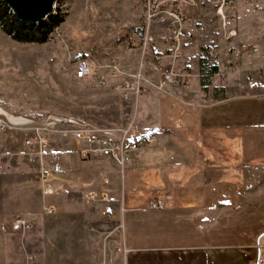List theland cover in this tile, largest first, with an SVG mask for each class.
Segmentation results:
<instances>
[{"label": "rangeland", "instance_id": "374dc122", "mask_svg": "<svg viewBox=\"0 0 264 264\" xmlns=\"http://www.w3.org/2000/svg\"><path fill=\"white\" fill-rule=\"evenodd\" d=\"M141 1L55 0L53 12H60L62 20L42 42L18 41L0 27V118L9 122L0 130V264H24L21 241L36 264H126L122 221L111 219V212L104 215V202L87 200L84 193L94 189L109 194L105 187L120 179L116 195L121 203V179L130 157L123 164L111 155L82 157L80 150L92 144L61 136L58 127L63 124L56 121L55 130L44 123L49 114L61 120L75 118L101 129L97 133L106 137L143 138L139 148L156 140L155 134L142 133L145 125L138 110L140 97L151 89L186 99L197 94L205 103L229 96H264V0H192L194 4L182 5L191 38L179 59L192 64L187 85L164 80L172 58H158L152 49L166 48L159 34H168L169 27L146 22ZM44 21L47 16L40 22ZM224 29L234 33L224 36ZM144 32L153 39H145ZM207 46L217 61L203 54ZM87 57L125 76L117 74L101 85L93 68L92 79L77 77V61ZM134 73L140 77L130 88ZM139 78L142 85L137 90ZM123 81L126 85H118ZM26 117L33 121L26 122ZM35 126L47 127L39 131L52 140L56 159L25 144ZM150 136V141L144 139ZM101 158L110 164H97ZM43 162L51 183L48 193L40 177ZM43 204L52 211L43 212ZM30 212L36 216L34 227L24 233L11 229L15 215ZM257 245L255 264H264V248Z\"/></svg>", "mask_w": 264, "mask_h": 264}, {"label": "crops", "instance_id": "0c3cea01", "mask_svg": "<svg viewBox=\"0 0 264 264\" xmlns=\"http://www.w3.org/2000/svg\"><path fill=\"white\" fill-rule=\"evenodd\" d=\"M138 110L142 133L156 140L131 152L121 203L120 179L105 187L126 264H255L256 243L264 248V96L205 103L151 89Z\"/></svg>", "mask_w": 264, "mask_h": 264}, {"label": "built area", "instance_id": "2783aa9c", "mask_svg": "<svg viewBox=\"0 0 264 264\" xmlns=\"http://www.w3.org/2000/svg\"><path fill=\"white\" fill-rule=\"evenodd\" d=\"M192 0H142L141 5L144 9V19L146 22H163L166 25H168V34L167 33H160L159 38L164 41L166 39V48H156L152 49V53L158 54L157 57L162 59L164 56H171L172 61L169 62V64L166 66L165 71L163 72L164 80H167L171 82L172 84L177 85H187L188 84V78L191 75L190 68L192 66L190 61H179L182 57L183 51V44L185 42H188L190 38L189 31L186 28V22H187V11L182 7V5H190L192 4ZM194 4V3H193ZM231 35L234 33L232 29H224L223 34L224 36ZM144 38L145 39H153V37L146 36L145 32ZM142 34V36H143ZM229 37V36H228ZM181 50V51H180ZM165 52V53H164ZM203 54L208 57H213L215 61H217V57H215V52L210 46H207L203 49ZM167 53V54H166ZM90 58L87 57V60L80 59L77 61V68H76V76L88 79L91 73L93 72V68H95V71L97 72V81L99 84L104 85L108 82V78L112 76H116L117 74H120L119 76H125V73L123 71H117L115 72V67L113 70L107 64L99 63L97 61H91ZM110 65V64H108ZM104 68L107 70V72L104 70ZM103 71H102V70ZM140 77L139 74H133L132 80L130 84V88H132V84L134 81ZM125 78V77H124ZM92 79V78H91ZM126 81L119 82L118 85H126ZM136 89L138 90L141 87L142 81H140V78L137 80ZM155 84L159 87L163 86L161 82L157 81ZM128 88L129 94L131 92V89ZM16 116H14L13 119H16ZM26 122L33 121L32 118L26 117ZM56 121L60 124H63L62 126L58 127L61 128L62 134L61 136H67L74 137L75 139L78 138H84L86 141H89L92 145L85 147L80 150V154L82 157L88 156V155H98V154H105V155H111L114 158L118 160L119 163L123 164L125 161H128L130 157V152L138 147L139 144L143 142V138H136L133 141H124V138L122 136L121 139H114L109 137H106L100 133H97V131H100L101 129L95 130L94 128L87 126L83 122L78 121L75 118H50V114L46 117V120L44 123L51 126L55 130H59L56 127ZM62 121V122H61ZM9 124V122L4 121L0 118V130L6 127ZM41 128H47V127H39L35 126L33 127V132L27 136L24 139V142L27 146L33 145L37 148L36 152L39 154L48 153L53 159L57 158V155L55 152L52 151V146L49 144V142H52L51 139H49L47 133H43V131H39ZM51 134V133H50ZM67 134V135H65ZM145 140L148 139L150 141L152 139V136L145 137ZM79 140V139H78ZM35 142V145H34ZM32 157V156H31ZM40 177L43 180V189L44 192L48 193L51 192V186L50 181L47 179L48 170L46 168V165L44 162L40 164ZM84 196L87 200H94L99 202H106L108 200V195L106 192L96 191V190H89L84 193ZM164 203L161 202H152L151 207L159 208L163 206ZM53 208L50 206L43 204L42 205V211L43 212H51ZM111 211L109 210H103L102 213L104 215L110 216ZM37 224L36 216L35 214H17L13 217V219L10 222V227L14 231H20L21 233H24L28 229L34 227ZM23 253L25 254V262L24 264H36L35 262V256L32 253H28L27 251V244L21 241ZM33 261V262H32Z\"/></svg>", "mask_w": 264, "mask_h": 264}, {"label": "trees", "instance_id": "16d2710c", "mask_svg": "<svg viewBox=\"0 0 264 264\" xmlns=\"http://www.w3.org/2000/svg\"><path fill=\"white\" fill-rule=\"evenodd\" d=\"M62 20L60 12H52L47 15V21L31 23L18 19L9 10L3 0H0V27L12 38L18 41H45L54 26Z\"/></svg>", "mask_w": 264, "mask_h": 264}, {"label": "water", "instance_id": "95a60500", "mask_svg": "<svg viewBox=\"0 0 264 264\" xmlns=\"http://www.w3.org/2000/svg\"><path fill=\"white\" fill-rule=\"evenodd\" d=\"M18 19L38 23L53 12L55 0H3Z\"/></svg>", "mask_w": 264, "mask_h": 264}, {"label": "bare ground", "instance_id": "6f19581e", "mask_svg": "<svg viewBox=\"0 0 264 264\" xmlns=\"http://www.w3.org/2000/svg\"><path fill=\"white\" fill-rule=\"evenodd\" d=\"M2 111V110H1ZM6 114V113H5ZM10 118H11V116H10V114L8 115Z\"/></svg>", "mask_w": 264, "mask_h": 264}]
</instances>
